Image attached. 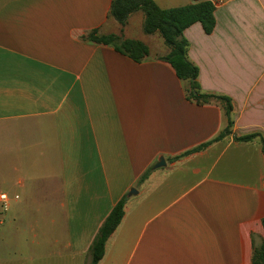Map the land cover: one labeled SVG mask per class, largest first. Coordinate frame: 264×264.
<instances>
[{
    "label": "crops",
    "instance_id": "1",
    "mask_svg": "<svg viewBox=\"0 0 264 264\" xmlns=\"http://www.w3.org/2000/svg\"><path fill=\"white\" fill-rule=\"evenodd\" d=\"M211 1L214 29L195 22L183 35L201 90L231 99L220 140L224 103L188 98L142 10L122 25L112 0H0V264H88L125 195L98 264H253L264 244V0ZM94 30L149 53L138 62L84 38Z\"/></svg>",
    "mask_w": 264,
    "mask_h": 264
},
{
    "label": "trees",
    "instance_id": "2",
    "mask_svg": "<svg viewBox=\"0 0 264 264\" xmlns=\"http://www.w3.org/2000/svg\"><path fill=\"white\" fill-rule=\"evenodd\" d=\"M215 9L216 6L211 0L197 1L172 8H161L155 0H112L111 13L118 22L125 25L132 13L142 10L145 14L144 31L148 34L159 32L163 36L165 43L171 48L170 53L162 57V60L171 64L180 79L189 81L188 98L196 101L198 104L207 103L212 100H218L224 103L226 114L229 117V123L214 139L220 140L232 133L231 128L233 122L231 113L233 105L231 99L227 96L206 93L201 90L198 82V68L187 57L188 41L183 35L184 30L195 22H201L205 30L211 32L216 24ZM84 38L90 42L113 45L117 51L138 62L149 53V48L144 42L135 39H122L115 34L100 35L97 30H94ZM257 136L260 135L254 133L235 136V140L251 141ZM261 138L264 151V137ZM210 142L188 150L174 157V159L200 150ZM151 170L152 167L146 170L139 180L140 183L148 177ZM126 200L127 195L117 202L101 225L89 248V264H98L103 258L109 237L124 217ZM253 264H264V244L254 250Z\"/></svg>",
    "mask_w": 264,
    "mask_h": 264
},
{
    "label": "water",
    "instance_id": "3",
    "mask_svg": "<svg viewBox=\"0 0 264 264\" xmlns=\"http://www.w3.org/2000/svg\"><path fill=\"white\" fill-rule=\"evenodd\" d=\"M166 165V161L164 159V157L160 158L159 162L154 166V168H159V167H162V166H165ZM133 193H137V190L135 188H133L129 195L133 194Z\"/></svg>",
    "mask_w": 264,
    "mask_h": 264
},
{
    "label": "built area",
    "instance_id": "4",
    "mask_svg": "<svg viewBox=\"0 0 264 264\" xmlns=\"http://www.w3.org/2000/svg\"><path fill=\"white\" fill-rule=\"evenodd\" d=\"M6 195L5 194H0V199H2V200H6Z\"/></svg>",
    "mask_w": 264,
    "mask_h": 264
},
{
    "label": "rangeland",
    "instance_id": "5",
    "mask_svg": "<svg viewBox=\"0 0 264 264\" xmlns=\"http://www.w3.org/2000/svg\"><path fill=\"white\" fill-rule=\"evenodd\" d=\"M146 33V32H145ZM89 262H90V255H89ZM89 262H88V264H89Z\"/></svg>",
    "mask_w": 264,
    "mask_h": 264
}]
</instances>
